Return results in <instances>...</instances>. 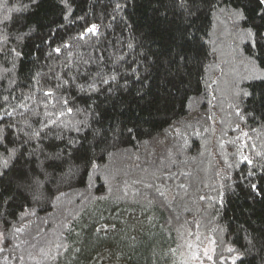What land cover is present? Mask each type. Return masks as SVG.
Listing matches in <instances>:
<instances>
[{
  "label": "trees",
  "instance_id": "16d2710c",
  "mask_svg": "<svg viewBox=\"0 0 264 264\" xmlns=\"http://www.w3.org/2000/svg\"><path fill=\"white\" fill-rule=\"evenodd\" d=\"M264 264V0H0V264Z\"/></svg>",
  "mask_w": 264,
  "mask_h": 264
},
{
  "label": "rangeland",
  "instance_id": "374dc122",
  "mask_svg": "<svg viewBox=\"0 0 264 264\" xmlns=\"http://www.w3.org/2000/svg\"><path fill=\"white\" fill-rule=\"evenodd\" d=\"M114 264V263H113Z\"/></svg>",
  "mask_w": 264,
  "mask_h": 264
}]
</instances>
